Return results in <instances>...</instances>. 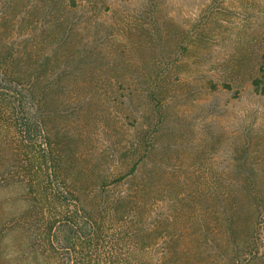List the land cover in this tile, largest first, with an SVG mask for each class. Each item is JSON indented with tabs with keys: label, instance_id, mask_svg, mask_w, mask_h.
Listing matches in <instances>:
<instances>
[{
	"label": "rangeland",
	"instance_id": "1",
	"mask_svg": "<svg viewBox=\"0 0 264 264\" xmlns=\"http://www.w3.org/2000/svg\"><path fill=\"white\" fill-rule=\"evenodd\" d=\"M262 67L264 0H0V264H264Z\"/></svg>",
	"mask_w": 264,
	"mask_h": 264
},
{
	"label": "trees",
	"instance_id": "2",
	"mask_svg": "<svg viewBox=\"0 0 264 264\" xmlns=\"http://www.w3.org/2000/svg\"><path fill=\"white\" fill-rule=\"evenodd\" d=\"M253 84L260 92L264 93V67H262L261 77L256 78L253 81ZM55 200L61 205L62 210H60L59 215H50V217L45 219L42 229L43 236L44 234H47L49 241L53 238L57 240L60 238L58 241L70 244L73 252H75L76 248L82 247L83 243L78 241L80 240L79 237L83 239L88 238V243L89 241L94 243V239L97 242L99 236V227L97 225L99 223V218L92 216L86 209H84L72 192L57 194L55 195ZM56 214L57 213H53L52 215ZM83 245L84 248L88 246L85 243ZM91 262L92 259L86 261L88 264H91ZM64 263L65 262L62 258H58V264Z\"/></svg>",
	"mask_w": 264,
	"mask_h": 264
}]
</instances>
